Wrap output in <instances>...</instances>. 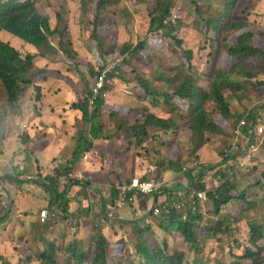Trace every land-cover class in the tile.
Here are the masks:
<instances>
[{"label": "trees", "instance_id": "16d2710c", "mask_svg": "<svg viewBox=\"0 0 264 264\" xmlns=\"http://www.w3.org/2000/svg\"><path fill=\"white\" fill-rule=\"evenodd\" d=\"M121 1L81 0V30L87 29L89 32L92 62L85 67L87 79L85 76L86 80L81 81V86L84 87L82 102L75 104L73 109L81 113V121L86 129L89 128V137L92 139L98 138L103 131L102 126L107 129V124L101 122V119L103 112L110 110L113 111L110 119L114 120L116 128L106 136L108 139L123 134L128 141L133 139L137 148H142L147 145L155 146L157 140L160 142L159 136L170 137V142L163 144L166 156L161 157L158 152L153 158L159 179L166 172H184L186 160L178 143L181 133L184 132L189 137L191 144L188 158L196 161L199 159L198 152L210 143L211 138L220 140L217 162L209 168L197 162L201 165L192 173L195 177L193 189L206 191L208 174L214 176L215 185L208 193L206 203L202 206L198 202L193 204L196 209L194 213L191 210L172 212L144 227L139 223L118 225L121 228L117 229L123 236L115 234L112 238L104 236L100 228H93L95 236L86 246L77 240L69 243L57 240L49 231L51 226L40 225L38 221V228L34 227L33 233L39 229L41 237L32 240L33 244L28 243L32 245L30 248L24 247L28 263L137 264L139 260V264H204L203 261L211 258L212 251L218 255L217 248L220 246L213 245L214 241L220 243V240L196 238V231L205 215L222 216L224 209H232V205L237 203H245L247 208L254 209L255 206L247 195L249 190L258 188H262L264 208V174L262 178L241 181L243 175L235 172V166L242 161L244 154L242 155L243 151L238 145L235 148L232 146L237 130L241 135L238 141L244 138L248 143L250 139L256 138L253 134L257 126L264 124V26L258 21L243 18L244 11L241 9L248 8L249 0H216V6L211 5L209 0H147L145 9L149 24L145 37H137L133 43L112 49L107 43V38L114 32L110 14L117 10ZM56 3L57 0H0V33H8L35 50L34 55H22L9 41L0 40V105L15 108L21 104L20 98L31 90L39 93L38 89L33 88L38 72L33 63L36 56L43 59L51 57L77 70L76 58L79 54L69 22L63 13L66 8L57 7ZM179 3L181 9L183 6L192 9L195 27L190 28L209 46L208 68L211 72L199 75L195 71V51L184 46L183 34L186 29H183V21L178 19L180 25L176 18L172 19L173 11ZM85 19L88 20L90 29L85 28ZM170 43L175 45L176 50L168 48ZM168 51L178 53L181 59L179 65L165 63L164 57ZM110 56L112 59L108 60ZM116 59H121L118 68H121V64L133 68V95L135 93L139 96L138 101L149 102L153 109L159 110L161 116L145 109L139 117L135 113L130 114V110L122 118L118 117L120 108L113 109L106 105L104 95L107 94V87L90 113L88 101L98 74ZM140 66L145 70L136 69ZM119 75L110 73L108 77L114 80ZM147 76L152 77V81L147 80ZM200 77L203 84H199ZM156 83L160 88L155 87ZM37 100L38 98L34 101ZM233 101L241 111L232 106ZM263 147L264 142L261 148ZM92 149V144H84L81 149L76 150L72 166L76 168L84 155ZM257 159L255 158L253 166L261 164ZM253 166L251 171L255 170ZM64 172L67 171L64 169ZM60 173L55 172L44 182L52 189H57L56 184L63 177ZM219 176L226 180L221 186L216 183ZM237 181L244 182L247 190L240 191ZM65 188L68 189L69 186ZM57 197L58 202L62 203L64 195L57 194ZM108 200L109 206L104 197L102 207L89 208H93V216L98 224L101 220L109 223L108 208L118 209L119 191L113 189ZM63 208L61 215L68 219L70 212L67 205H63ZM243 212H232V218L238 217L241 220ZM6 219L7 217L0 222V226L5 224ZM228 224L229 221L226 220L224 224H217L215 230L206 228V232L212 234L207 237L220 232L225 235L230 231ZM224 227L225 231H222ZM159 234L163 237H159ZM171 234L180 237L188 246L187 254L183 253L185 250H175L169 254L174 243H171ZM249 236L246 249L245 246L241 247L238 240H231L234 256L229 264H264V226L251 225ZM200 245L206 248L213 245L212 251L206 253L207 250L200 248ZM0 258L3 257L0 255ZM135 258H138L136 262Z\"/></svg>", "mask_w": 264, "mask_h": 264}, {"label": "crops", "instance_id": "0c3cea01", "mask_svg": "<svg viewBox=\"0 0 264 264\" xmlns=\"http://www.w3.org/2000/svg\"><path fill=\"white\" fill-rule=\"evenodd\" d=\"M68 3H72L69 8L74 11L76 3L70 0ZM78 14L81 26L82 7ZM80 32L84 37L82 43L89 42L91 46L87 29L81 30L80 27ZM24 48L28 50L24 55L35 54L31 47ZM86 57L83 59L79 56L76 62L91 60L89 46L86 47ZM33 63L38 70L33 88L38 89L39 93L31 90L20 98L21 104L15 108L0 106V222L7 217L5 224L0 226V251L10 245L6 237L15 241L28 237L38 240L42 233L39 229L33 233V228H38V214L41 212L48 213L49 221L46 224L51 226L49 231L57 240L88 243L95 236L90 233V226H82V231L76 235L69 232L65 227L67 219L61 215L63 205H67L70 212L68 219L91 223L94 219L93 208L102 207L104 197L109 206L108 198L113 189L118 191L120 186L133 179H152L158 185V193L153 199L136 197L126 206L118 205L117 210L108 208V222L112 227L121 228L120 225L142 222L152 208L176 199L181 191L189 187L188 171L166 172L159 179L156 171H149L152 165L142 166L144 161L136 156L134 147L130 146L136 147L133 139L128 141L123 134L108 139L106 136L114 131V125L106 123L107 129L102 126L103 131L97 139L89 137L90 130L83 125L81 113L73 109L75 104L82 102L83 90L80 85L86 75L73 85L67 74L70 71L65 70L64 73L61 70L68 67L66 64L37 56ZM111 82L104 97L106 105L113 107V101H123L125 95L133 97L132 86L123 84L124 88L116 92ZM111 113V110L105 111L102 117L110 118ZM24 126L25 134L18 137ZM84 144H92L93 149L86 153L89 159L84 161L83 157L75 168L72 166L75 152ZM153 168L156 170V167ZM55 172H61L62 178H74L75 182L66 189L60 178L54 190L44 180ZM206 182L208 190H212L214 176L208 174ZM57 194L64 195L62 203L58 202ZM90 207L93 208L90 210ZM107 229L109 227L102 231L104 236H107Z\"/></svg>", "mask_w": 264, "mask_h": 264}, {"label": "rangeland", "instance_id": "374dc122", "mask_svg": "<svg viewBox=\"0 0 264 264\" xmlns=\"http://www.w3.org/2000/svg\"><path fill=\"white\" fill-rule=\"evenodd\" d=\"M70 1H73L76 3L74 5L75 6L74 11L70 10L69 8V6L72 5V3L70 4L68 3L69 0H57L56 4H57V7L66 8L65 12L63 13H65L66 20H68L69 22V29H70V32L72 33L73 41L75 45H77L76 51L79 54L77 58L79 56L80 57L82 56L83 59H87L86 47L89 46L90 48V43L89 42L82 43V39H84V37L82 36L80 32L81 26L78 20V17H79L78 13L81 10V0H70ZM209 1L211 5L216 6V0H209ZM146 4H147V0L146 1L145 0H122L118 5L117 10L111 12L110 21L113 25L114 32L112 36H109L107 38V43L111 45L112 49L121 48L122 46L127 45V43L129 42L133 43L136 41L137 37L138 38L145 37L147 33V29H148V24H149L148 12L145 9ZM247 5H248V8L242 7L241 9V11H244L243 18L250 20V21H254V22L258 21L264 26V0H249ZM183 7L182 9L180 8V3L176 6L175 10L173 11L172 19L176 18V21H179L178 19H181L183 21V25H182L183 29L184 30L186 29L183 34V38L185 39L184 46L190 49H193V51H195L194 58H193V64L195 67V71L199 75H201L202 72H207V71L211 72V69L208 68V64H209V48L208 47L209 46L205 42V40L200 39L199 35H197L190 28V27L192 28L195 27V24L193 22L194 14L192 12V9L189 8L188 6H185V8ZM84 15L86 16L87 14L84 12ZM85 22H86V24H84L85 28H88L89 27L88 20L85 19ZM180 25H181V22H180ZM197 29H199L198 26H197ZM180 36L182 37V34ZM0 40L9 41V44L12 47L18 49L22 55H24L28 51L26 48H24V47H27V44L23 43L21 40L15 38L14 36L8 33H4V32L0 33ZM168 48L172 50H176L175 45L173 43H170L168 45ZM47 59L56 61L51 57ZM110 59H112L111 56L108 58V60ZM164 61L165 63H170L172 65H179V63L181 62V59L179 58L178 53L173 54L172 51H168L165 53ZM89 62H91V60L83 61L80 63L76 62L78 64L77 70L69 66L66 67V69L63 68L61 70L64 73H66L65 70L70 71L67 74H69L70 76V79H71L70 83L74 85L78 82L79 79L84 78V76L86 75L85 67H80V66H88ZM109 64H111V62ZM136 69L139 71L145 70L143 66L137 67ZM132 71H133V68L131 66H126V65L121 64V68H119L120 75L118 77L119 78L121 77L122 79H126L127 81L121 80L119 78L118 79L116 78L114 80L108 79L107 85H109L110 81H112L111 82L112 89H114V91L116 92L121 91L122 90L121 87L124 88L123 84L129 87L133 86L131 85V83L133 82L132 81V77H133ZM201 78L202 77H200V79ZM86 79H87V76H86ZM200 79L198 80L199 84H203V80L202 79L200 80ZM147 80L152 81V77L147 76ZM155 87L160 88L159 84L157 83L155 84ZM83 89L84 87L82 86V90ZM125 96L126 97H123L122 99L123 101H119L118 99L116 101H113V104H114L113 109L115 107L120 108L118 111V117L122 118L123 116H125L128 110H130V114L135 113V115L139 117V115L144 113L145 109L158 116H161V113L159 112V110L153 109L150 106L149 102L138 101L137 98L139 96L135 95V93L133 97H129L127 95ZM0 106L4 107V105H0ZM232 106L235 109H239L241 111V108L237 105L235 101H233ZM128 116L132 117V115H129V114ZM102 121L110 125H113V122H114L113 119H110L107 116L104 118L102 117L101 122ZM159 138H160V142L157 140L156 142L157 144L155 143L156 144L155 146L147 145L142 148H137L134 145H130L134 147L133 150L136 156H138L140 159L144 161L145 164L142 165L143 167H148L150 165H152L153 167H156L157 165L154 163L153 158L158 152L161 154V157L166 156V151H165V148L163 147V144L169 143L170 137L165 138V137L159 136ZM178 143L182 149V153L184 154L185 160H186L185 161L186 163L183 166L184 170H188V171L190 170L191 161L200 162L202 165L209 168V167H212L217 162V159L219 158V156L217 155V152L220 151V140L216 138H211L210 143L207 146H205L200 152H198L197 154V156H199L198 157L199 159H197L198 161L192 160L193 158H188L190 156L191 144L189 142V137H187L184 132L180 134ZM235 143L239 146V149L241 151L244 152L246 150L247 145L244 140H241V141L234 140L233 145ZM124 144L127 147V144L125 141H124ZM148 154H151V155H148ZM257 157H260V158L257 159ZM256 159L261 164L260 165L257 164L253 166L255 170L253 169L249 173H241V175H243L241 177L242 180L240 179L241 181L246 182L250 179L262 178L264 174V147L261 148V151L260 153L257 154ZM74 182H75L74 178L73 179L71 178L69 179L67 184H64V183L62 184H64L63 186H70ZM237 182H238L240 191H242V189L245 190L247 188L244 182H239V181ZM128 183H125V184H128ZM247 197L251 200L250 202L254 204L255 206L254 209L247 208L245 203L243 204L237 203L235 205H232V209H229V208L224 209L222 216H219V217H213V215L204 216V220L202 224L199 225L200 227L196 231V238L198 240H210L207 238H211V239L214 238V240H220V243H218L217 241L213 242L214 246L220 245L217 248L219 250L218 255H216L215 252L212 251L213 245L207 248L203 245H200V248H202L203 250H207L205 251L206 253H209L212 251V254L210 253L211 258H208L207 260H205L204 258L205 260L203 261L204 264H229V262L233 260V256H234L232 255L234 254V249L232 247L233 241L231 240H238L237 242L241 244V247L245 246V249H246L247 247L246 245L248 244L249 239H250V236H249L250 226L251 225H258L262 227L264 226V208H263L262 200H261L263 197L262 188H258L257 190H249ZM128 204L129 203L124 204V205L120 204V205L126 206ZM242 205H243V208H242ZM187 211H190V209L186 208L185 212ZM195 211L196 209H192L193 213ZM239 211H244L242 213V219L238 220V217H236V219L232 218L231 213L234 212V214H237ZM41 213L38 214L39 222H40ZM154 220L155 219L152 218L151 212H150V214L139 224L142 227H144L145 225H148L151 221H153L152 223H155ZM226 220L229 221V224H228L230 228L229 232L225 233V235H223L224 234L223 232H220V233L214 234L213 236L207 237V235H212V234H208L205 230L206 228H212L215 230L217 224L219 223L224 224ZM68 221L73 222V225H70ZM68 221H65L66 225L65 224L64 225L69 232L75 235L80 232V230L82 229V226L89 225L90 227L89 226L88 227L90 229V233H93V234H94L93 228L95 229L100 228L102 231H104L107 227H109L110 230L107 229V234H106L109 238L114 237L115 234H118L119 236H123L122 234L119 233L117 228L112 227L110 225L111 223H106L105 225L98 227L97 226L98 223L97 221H95V218L93 219V222L91 223L89 222L82 223L78 219H69ZM222 231H225V227L222 228ZM171 235H172L171 243L173 242L174 243L172 244L173 247L171 248V252L169 254H172V252L175 250H178V251L185 250L183 253L187 254L188 246H186L185 243H183V240H180L174 234H171ZM159 237H163V235L159 234ZM6 240L9 241L10 245L5 246L2 249V251H0V255L3 257V258H0V264H9V263L10 264H31V263H28L27 261L28 260L27 251L24 249V247L30 248L32 246L31 244L33 243L31 242L32 241L31 237H28L27 239L24 238L22 240H16V241L8 239L6 237ZM30 242L31 244L29 245L28 243ZM88 243H85V246ZM0 248L2 247L0 246ZM236 248L237 250L239 249L238 247ZM130 251L133 252V249L130 248ZM243 254H244V251H243ZM212 255H215V256H212ZM137 260L138 258L134 259L135 262ZM138 262L139 260L136 263L139 264Z\"/></svg>", "mask_w": 264, "mask_h": 264}, {"label": "built area", "instance_id": "2783aa9c", "mask_svg": "<svg viewBox=\"0 0 264 264\" xmlns=\"http://www.w3.org/2000/svg\"><path fill=\"white\" fill-rule=\"evenodd\" d=\"M121 63V59H116L114 63L108 64V66L102 70L97 77V81L94 85V88H92L88 105L90 108V113L93 110V107L96 105L97 100L100 98L102 91L104 88L107 87L108 79H109V74L114 73L115 75H119V68L118 66ZM26 132V127L24 126L21 131L18 134V137H21L24 133ZM236 135V140L238 141L239 138L241 137L240 131L237 130L235 132ZM255 139L252 140L250 139L248 143L246 142L247 148L244 152H242L243 159L242 161L235 166V172H240V173H249L251 171V168L254 164V160L257 156L258 153H260V148L264 142V124L258 125L254 134ZM244 140V138L242 139ZM237 147V144L235 143L233 145V148ZM89 159V154H85L84 156V161ZM201 164L194 162L190 166V170L188 171V180L190 181L189 187L186 188L185 190L181 191L178 197L172 201L168 202H163L161 203L160 206H156L152 208L151 210V216L155 220H159L161 218L167 217L170 215L172 212H185L186 208H189L191 211L192 209H195L193 204L196 202L199 203L200 206H202L204 203L207 202L208 200V193L211 192V190H206V191H197L192 188L194 184V173L197 169H199ZM150 172H155V168L151 167ZM228 172L229 169L227 170ZM68 178H63L61 181L64 184H67L69 181ZM79 181V180H78ZM226 182L225 179H221V176L216 178V183L221 186ZM119 195H120V202L119 204H127L131 202L134 198L136 197H143V198H148V199H153L157 193H158V185L156 182L152 180H138V179H133L131 180L128 184H123L118 188ZM215 193V192H213ZM67 219L66 221H68ZM49 221V215L47 212H42L40 214V222L41 224H45ZM70 225H73V222L68 221ZM107 223L106 220H101V222L97 225L98 227L103 226Z\"/></svg>", "mask_w": 264, "mask_h": 264}, {"label": "clouds", "instance_id": "9594fccd", "mask_svg": "<svg viewBox=\"0 0 264 264\" xmlns=\"http://www.w3.org/2000/svg\"><path fill=\"white\" fill-rule=\"evenodd\" d=\"M105 95H106V94H105ZM105 95H104V97H105ZM185 171H188V170H185ZM185 171H184V172H185ZM184 172H183V173H184ZM207 190H208V189H207ZM168 203H169V202H168Z\"/></svg>", "mask_w": 264, "mask_h": 264}]
</instances>
